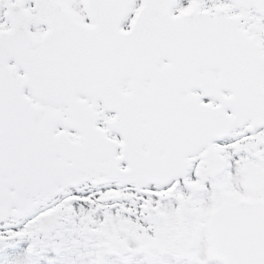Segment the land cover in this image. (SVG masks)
Wrapping results in <instances>:
<instances>
[{
    "label": "snow or ice",
    "instance_id": "1",
    "mask_svg": "<svg viewBox=\"0 0 264 264\" xmlns=\"http://www.w3.org/2000/svg\"><path fill=\"white\" fill-rule=\"evenodd\" d=\"M0 264H264V0H0Z\"/></svg>",
    "mask_w": 264,
    "mask_h": 264
}]
</instances>
